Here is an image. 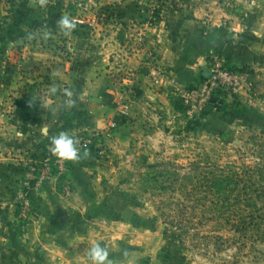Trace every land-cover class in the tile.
<instances>
[{
    "label": "rangeland",
    "instance_id": "1",
    "mask_svg": "<svg viewBox=\"0 0 264 264\" xmlns=\"http://www.w3.org/2000/svg\"><path fill=\"white\" fill-rule=\"evenodd\" d=\"M9 1L0 0V60H15L25 47L62 51L69 32L90 34L91 16L106 15L100 3H147L156 18L177 11L206 33L208 70L216 59L252 82L248 96L232 93L196 118L181 108L158 142L133 137L125 151L106 157L112 167L90 162L101 160L100 149L105 155L99 135L80 151L84 168L65 176L73 161L64 170L53 165L42 188L55 177L62 185V177H75L65 191L81 197L74 214L53 201L64 212L54 217V238L70 246L67 256L77 252L91 264L89 250L99 243L110 264H264V0H17L14 7ZM64 17L74 25L70 31L60 27ZM27 168L11 189L21 229L40 218L34 199L43 190L31 193L29 219L16 199ZM38 254L45 261L47 252Z\"/></svg>",
    "mask_w": 264,
    "mask_h": 264
},
{
    "label": "crops",
    "instance_id": "2",
    "mask_svg": "<svg viewBox=\"0 0 264 264\" xmlns=\"http://www.w3.org/2000/svg\"><path fill=\"white\" fill-rule=\"evenodd\" d=\"M146 4L100 3L106 15L91 16L90 34L69 32L62 51L25 47L15 60H0V264H77L79 258L88 264L77 252L67 256L70 246L54 238V217L64 212L53 201L70 214L80 210L74 204L79 192L65 191V181L77 180L65 176L84 168L82 160L72 162L63 185L53 181L61 177L44 183L34 199L40 218L22 229L17 221L12 186L28 164L48 156L51 136L96 131L97 148L105 147V155L100 149L101 160L90 162L112 167L106 157L125 151L133 137L158 142L169 119L182 114L180 90L206 77V33L177 11L167 20L156 18ZM112 121L115 129L109 128ZM40 249L47 252L45 261Z\"/></svg>",
    "mask_w": 264,
    "mask_h": 264
},
{
    "label": "built area",
    "instance_id": "3",
    "mask_svg": "<svg viewBox=\"0 0 264 264\" xmlns=\"http://www.w3.org/2000/svg\"><path fill=\"white\" fill-rule=\"evenodd\" d=\"M251 89L252 82L248 80L246 74L214 59L209 66L208 76L201 79L198 84L180 90V106L188 117L196 118L207 113L213 105L232 93L248 96ZM116 127L117 123L114 121L109 125L110 129ZM97 138L98 133L96 131L77 138L80 151L89 149ZM66 162L68 160L57 158L50 150L48 156L40 164L37 165L33 162L28 165L25 177L18 186L16 199L24 211L29 209L30 214H27L29 219L33 218L35 214L31 193L42 188V183L44 179L49 177V170L53 165L64 170Z\"/></svg>",
    "mask_w": 264,
    "mask_h": 264
},
{
    "label": "clouds",
    "instance_id": "4",
    "mask_svg": "<svg viewBox=\"0 0 264 264\" xmlns=\"http://www.w3.org/2000/svg\"><path fill=\"white\" fill-rule=\"evenodd\" d=\"M59 24L62 29L69 31L74 27L67 17L62 18ZM42 133L48 135V129H43ZM50 145L52 153L59 159L76 162L81 158L76 138L66 132L51 136ZM109 255L107 247L99 243L94 244L88 253L91 264H110Z\"/></svg>",
    "mask_w": 264,
    "mask_h": 264
},
{
    "label": "trees",
    "instance_id": "5",
    "mask_svg": "<svg viewBox=\"0 0 264 264\" xmlns=\"http://www.w3.org/2000/svg\"><path fill=\"white\" fill-rule=\"evenodd\" d=\"M9 3H11V5L14 7L15 5H16V3H17V0H10L9 1ZM192 121H190V123H191ZM96 141H97V139H96ZM92 146V145H91Z\"/></svg>",
    "mask_w": 264,
    "mask_h": 264
},
{
    "label": "water",
    "instance_id": "6",
    "mask_svg": "<svg viewBox=\"0 0 264 264\" xmlns=\"http://www.w3.org/2000/svg\"><path fill=\"white\" fill-rule=\"evenodd\" d=\"M208 74H209V70H207V74H206V76H208Z\"/></svg>",
    "mask_w": 264,
    "mask_h": 264
}]
</instances>
